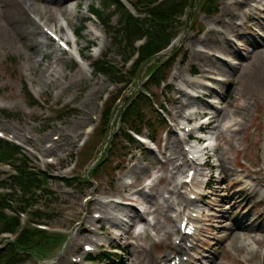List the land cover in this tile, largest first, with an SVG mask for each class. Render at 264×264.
I'll return each instance as SVG.
<instances>
[{"label": "rangeland", "instance_id": "rangeland-1", "mask_svg": "<svg viewBox=\"0 0 264 264\" xmlns=\"http://www.w3.org/2000/svg\"><path fill=\"white\" fill-rule=\"evenodd\" d=\"M110 1L113 0H68L67 3L79 2V8L75 10L76 18L69 20V26H66L63 13L59 11L57 20L50 22L73 45L78 43V47L88 57L90 68L78 66L71 55L64 53L41 29L39 39L45 40L47 46L34 52L29 41L19 36L0 4V132L12 144L20 145L22 153L35 166L50 171V176L54 178L49 183L53 197L48 202L43 200L38 203V210L46 214L47 219L42 222L50 225V230L70 234L68 245H62L51 253L49 261L41 263L31 259L27 264H73V260L85 255L84 246L92 244V241L96 242L97 253H107L111 248L119 247L121 250L113 251L119 253L115 264H142L145 255L142 250L152 255L154 264H161L167 257L166 248L177 245L178 237L175 234H180L178 228L181 218L174 212L182 210L181 206L201 208L204 220L200 222L203 230L195 237L196 240L190 239L194 241L195 247L188 256L182 255L186 264H264V199L261 197L264 188H259L258 194H250L245 190V182L258 184L246 173L250 172L254 179L259 177L264 180V62L261 67L254 68L248 62L251 57L254 61L264 56V0L258 5L259 9L255 8V4L250 7L251 2L246 0H221L219 13L214 17L200 10V3L205 1L200 0L193 10V25L189 18H183V23L175 26V32L172 33L174 37L177 31L182 32L176 47L170 51V56L178 57L167 85L161 89L152 88L151 91L157 96L159 107L163 108L158 117L163 119L167 115L171 123L156 125V132L152 136L160 143L159 148L146 151L124 145L122 155L111 156L119 168L117 174H101L93 187H68L64 178L70 179L78 173L93 170L97 152L90 150L85 156L86 149L81 150L82 144L90 139L93 149L101 144L103 138H97L98 132H89L99 127L105 94L111 92L114 95L118 91L111 88L112 83L106 77L93 71L91 63L106 58L121 69L127 56L126 50L116 44L117 17L111 19L109 27L104 28L98 20H90L87 13L91 6L102 10L103 16L111 14L112 8L103 10ZM29 16L31 19L36 17L33 13H29ZM30 25L28 21L24 24L25 27ZM72 26L85 28L80 32V39L76 40L72 36ZM82 36L86 37L83 39ZM43 52L47 53L46 58H43ZM243 61H246L245 69L252 68L249 77L242 80L234 72L221 84L211 80V77H223L211 65L217 68L235 66L239 70L237 64ZM145 82L146 77L142 76L138 86ZM204 82H210L212 92L220 95L221 99L211 97V92L199 95L198 88ZM26 84L40 106L32 108L28 103ZM180 94H187L188 98L192 94L198 96L190 99L192 104L185 109L187 114L201 108L203 103H211L220 113L229 115L221 127H210V133L217 137L208 151L214 169L194 167L195 187L200 182L205 184L209 179L211 188H206L204 195L214 189L218 194L202 201H189L187 194L190 206L182 204L177 196L170 193L173 187L183 194L191 189L182 186L190 166H180V172L173 169L174 166H169L168 170L164 166L166 154L175 152L172 144L169 145L175 138L182 139L177 151L186 153L188 143L177 134V124L183 117L176 113L173 103V99ZM63 107L72 111L58 121L56 119L59 116L52 112ZM123 109L124 104H121L120 110ZM148 113L152 116L150 110ZM195 117L199 123L204 122L203 116ZM144 135L151 136L147 131ZM231 141L232 146L229 145ZM51 145H54V151L47 150ZM103 148L101 144L99 149ZM222 152L224 154L221 157ZM186 155L179 160L178 165L188 158ZM219 157L226 160V167L220 166ZM48 159L53 160V164L49 165ZM140 164L146 165L147 170L135 177L131 171ZM229 169L234 171V175ZM9 173V168L0 165V176L6 178ZM150 177L155 181L163 177L167 182L170 180L171 186L162 181L154 190L146 187L145 192L158 203L172 205V208L168 205V208L156 211L151 203L133 200L135 197L125 188L132 183L141 188ZM107 197L119 198L124 204L119 208L113 203L107 206L103 204L107 202ZM86 199L91 201L86 202ZM125 211H131L136 216L128 220ZM95 212L105 220L101 222L102 230L90 233L91 229H96L92 216ZM139 215L149 217L153 226L143 224L150 227L147 238L140 241L138 246L134 244L135 247L131 245L135 239L129 233ZM30 218L24 217L23 223ZM242 218L255 221L258 232L249 234L238 231L231 234V227ZM117 219L121 220V226L112 224ZM5 244V241L0 244V251L6 248Z\"/></svg>", "mask_w": 264, "mask_h": 264}, {"label": "trees", "instance_id": "trees-1", "mask_svg": "<svg viewBox=\"0 0 264 264\" xmlns=\"http://www.w3.org/2000/svg\"><path fill=\"white\" fill-rule=\"evenodd\" d=\"M158 1L159 0H139V2L134 3V7L138 12V17L130 13H125L123 11L124 7L121 4L116 0L112 1L114 2V4H112H117V7L124 13L122 15L124 26L122 30H120V33L122 32V36L126 37L130 46H132L131 44L134 39L148 34L149 40L142 48L141 60L131 73L132 76L136 74L139 75L142 72L140 66H145L142 68L143 70L146 68L148 72L149 83L145 86L147 90H150L149 87L151 86H160V84L166 80L167 64H160L158 61L150 66L149 64L152 57L158 54L168 43L172 36L174 19L182 14L190 0H165L160 3H158ZM191 2L193 8L197 0H191ZM218 2L219 0H205L202 4V10L207 14H213L218 11ZM94 66L97 72L111 79H117L118 83L124 82L123 77L118 76L115 72V68L106 60H100ZM135 84L136 83H134L133 86H135ZM152 98L153 95L148 96L147 92L142 89V87L137 91L133 90L131 95L127 97L125 101L127 107L121 115V123L118 127L119 136L121 135V138L124 139L125 142L135 144V141L128 133L129 130L140 131L145 126L150 127L151 120H148L150 117L148 111L150 110L153 115L157 113L152 104ZM31 100L33 101L32 98ZM33 102L34 105L37 104L36 101ZM110 120L111 118L107 121L108 124ZM19 154V149L16 146L0 141V159L5 161L10 160ZM18 170V175L11 176L9 182L0 183V187L9 189L13 193L0 199V225L4 231L13 233H17L20 228L19 218L9 217L5 213L6 209L12 208L11 202L14 199L13 196L17 194L24 199L26 198L24 203H27L38 197L36 190H41V185L48 180L46 175L41 173L37 174L30 170L26 162L21 163ZM70 184L71 183H69V185ZM35 217L41 218L42 213L36 212ZM59 241L58 238L45 232L38 231L29 225L20 232L15 242L9 243L7 248L3 252H0V264L21 263L32 254L41 257L46 252V247L48 245L54 242L58 243ZM105 259L111 260L108 257Z\"/></svg>", "mask_w": 264, "mask_h": 264}, {"label": "bare ground", "instance_id": "bare-ground-1", "mask_svg": "<svg viewBox=\"0 0 264 264\" xmlns=\"http://www.w3.org/2000/svg\"><path fill=\"white\" fill-rule=\"evenodd\" d=\"M247 2H257L256 0H246ZM68 0H0V4L1 6L5 9V13L6 16H8L11 19L12 25L14 26L15 29H17L19 36H22L24 38H26L30 45L31 48L34 52H37L39 50H41V48L46 47L47 43L45 42V40H40L39 38L41 37L40 35V26L38 25V23L31 19L29 16V13H33L37 18H39L41 21L45 22V26L49 27L47 24H50V22H53L55 20H57V13L59 11H61L63 13V17L65 21L69 20H73L75 19V10L77 9V7L79 6V2H70L67 3ZM238 3V2H237ZM28 21L29 23H31L30 26L25 27L24 24L25 22ZM73 27V26H72ZM77 28L73 27V31L77 32ZM86 36H82V38L84 39ZM205 41V40H204ZM208 41V39L206 40V42ZM213 42V41H211ZM78 52L80 54V57L83 61L82 65L85 68H90V66L85 62L88 60V57L84 55V51L82 48H78ZM43 58L47 57V53L43 52L42 54ZM209 60H211L210 57H208ZM249 63H251L253 66V68L256 67H261V65H263L264 62V56L258 59H255L253 61L252 57L249 59L248 61ZM64 63V62H63ZM212 63V62H211ZM246 65L241 64L239 67V70L236 69L235 66H224L222 67H213L211 65V67L215 70H218L219 73L223 76V78L225 79H229V77H231L232 74H234L235 72V76H237L239 79H245L247 77H249L252 73V68L249 69H245ZM184 77V76H182ZM188 77V76H185ZM186 81V80H185ZM186 84H189V82H187ZM210 82H204V83H200V87L198 88V93H203V92H211V97L213 98H218L221 99V96L216 94L215 92H212V89L209 86ZM96 85V84H94ZM98 89V88H97ZM189 96L187 94H180L179 97H175L173 99V103H175V108L174 110L176 111V113L178 115H183L184 110L190 106L192 104V100L190 101V99H194V96H190V98H188ZM196 102V101H193ZM202 107L197 109L195 111V116H204L206 117L209 122L212 124V126L217 125V127H221V123H223L224 121H226L229 118V115L226 113H220L213 104L211 103H206V104H202ZM192 120H195V118H189ZM240 124V123H238ZM235 137L237 136V134L234 135ZM218 137H220V135H218ZM232 141L229 142V145L232 146ZM172 144V149L175 151L172 155L176 156H180L182 155V151H177V148L179 149L181 146V141L180 139L178 140H173V142H170L169 145ZM224 152L221 153V157L223 156ZM221 157H219V160L221 162L220 166L226 167V160L222 159ZM169 166H175V159L173 157L168 158V161L165 165V168L168 170ZM178 171H180V167L176 168ZM147 170V166L144 164H140L137 165L132 171L131 174L135 177H138L139 175H142L146 172ZM230 173L232 175H234V171H232L231 169H229ZM189 172V171H188ZM248 176L250 177V174L248 173ZM254 180V178H251ZM162 181H165L167 183V185L171 186L170 182H167V180L164 178L162 179ZM258 184L257 185H247L248 191L250 193H257V187H261L264 188V180L261 178H257L255 180ZM126 190L131 192V196L135 197V199L133 198V200H135L136 202H143V203H151L154 205L156 211H159L160 209H165L168 208V202H166L168 205L164 206L160 203H158L157 201H155V198L141 190H139L137 188L136 184H130L125 186ZM156 188V186L154 185L151 189L154 190ZM201 188V186H200ZM170 192L173 195H177L180 198V201L183 203H186V198L179 192L177 191L176 188H174L173 190H170ZM191 194H195L194 192H191ZM218 194L217 190H213L208 198L216 196ZM198 195V194H197ZM155 201V202H153ZM171 208L172 206L169 205ZM116 208H119V205L115 206ZM169 207V208H170ZM126 215L125 217L130 220L132 217L136 216L135 213L131 212V211H125ZM113 221H111L112 223ZM113 225L115 224L116 226H121L122 222L121 220L117 219L115 220L113 223ZM136 227V225H135ZM256 223L255 221H250L247 220L246 218H242L240 220H238V223L235 226L231 227V234H234L235 232L238 231H244L246 233H255L258 232L257 228H256ZM145 233L142 230L136 237L135 239L137 240L136 242L139 243V241H142ZM181 250H185V252H190V250H188V248L185 247L184 248H180V247H175V246H171L170 248H166V254L167 256H171V254L173 253H177L176 256H179L178 253H180ZM143 252L145 253V255L143 256V261L142 264H154V259L152 257V255L147 251V250H143ZM176 259V258H175ZM174 259V260H175ZM173 260V259H172ZM171 260V261H172ZM180 264H183V262L181 261Z\"/></svg>", "mask_w": 264, "mask_h": 264}]
</instances>
